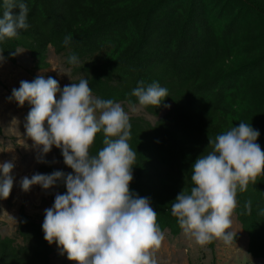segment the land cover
<instances>
[{"label":"trees","instance_id":"obj_1","mask_svg":"<svg viewBox=\"0 0 264 264\" xmlns=\"http://www.w3.org/2000/svg\"><path fill=\"white\" fill-rule=\"evenodd\" d=\"M24 2L29 28L0 41L8 62L16 65L12 52L23 49L35 71L47 70L53 48L80 76L75 83L87 79L95 97L131 107L139 105L131 92L140 81L167 88L169 96L159 107H142L155 117L168 105L170 112L154 124L130 117L129 140L136 152L130 189L150 199L163 233L178 237L183 230L171 204L193 187L192 165L211 150L209 137L245 122L259 131L257 143L264 151V0ZM3 11L0 0V15ZM68 35L72 41L65 47ZM73 54L76 65L68 63ZM103 139L97 134L90 154L98 153ZM46 161L40 174H74L67 165L59 169ZM56 188L59 194L67 191L63 182ZM237 201L234 213L249 238L248 253L264 260V175L238 192ZM42 224L22 207L15 236L0 234V264H52L56 251L44 239ZM209 246L214 248L215 239Z\"/></svg>","mask_w":264,"mask_h":264},{"label":"clouds","instance_id":"obj_2","mask_svg":"<svg viewBox=\"0 0 264 264\" xmlns=\"http://www.w3.org/2000/svg\"><path fill=\"white\" fill-rule=\"evenodd\" d=\"M3 9L0 41L15 38L20 30L29 28L24 0H3ZM71 41V35L65 36L64 46ZM18 54L19 49L12 52L13 56ZM4 60L0 52V63ZM68 63L76 65L79 58L70 55ZM131 95L140 106L153 107H159L169 96L167 88L158 82L145 86L143 81ZM10 99L21 107L32 105L25 128L40 151L37 162L46 163L44 157L55 146L74 173H36L20 181L24 192L36 185L44 190L58 182L66 185V193L56 194L52 207L45 210L44 239L57 243L74 264H157L154 250L160 249L164 233L150 199L130 189L136 152L129 144L130 117L122 105L93 96L87 79L61 90L56 79L43 75L31 82L21 81ZM132 111H136L135 105ZM101 132L104 146L92 155L90 149ZM259 136L251 124L240 122L214 139L209 137L211 150L192 165L193 187L178 194L171 213L198 245L214 239L232 242L234 233L229 229L238 205L237 194L264 175ZM14 167L13 161L0 163V199H8L12 192ZM245 207L250 212L251 202Z\"/></svg>","mask_w":264,"mask_h":264},{"label":"rangeland","instance_id":"obj_3","mask_svg":"<svg viewBox=\"0 0 264 264\" xmlns=\"http://www.w3.org/2000/svg\"><path fill=\"white\" fill-rule=\"evenodd\" d=\"M18 62L16 65L4 60L0 63V163L13 161L15 167L11 175L14 178L12 192L8 199H0V234L3 237L15 236L19 224V216L22 207L35 220L44 221L45 210L52 207L55 196L58 194L56 186L49 190H44L36 185L29 192H24L20 187L23 177H31L39 173L43 163L37 162L40 154L26 133V117L32 105L25 103L19 106L10 99L12 90L19 88L21 81H33L38 75H43L46 79L52 77L59 83L61 90L65 85L76 82L80 76L73 74V69L65 64V57L55 53L50 49V68L42 71L34 70V62L30 54L19 49ZM94 96V95H93ZM59 99V94H57ZM129 117H144L153 124L160 118L166 116L171 105L165 107L159 117L149 114L142 106H136V111L132 107L120 103ZM170 106V107H169ZM60 149L53 146L52 151L44 159L50 160L53 164L63 169L66 167L64 160L59 154ZM232 226L229 229L234 233L231 243H225L222 239H215L214 248L209 244L198 245L194 239L186 235L182 230L178 237H174L169 231L164 233V241L158 250H154L157 264H264V260H257L248 253L249 238L243 232L241 224L237 221L235 213L232 217ZM20 244L21 240L18 241ZM56 254L52 258V264H74L68 260L67 254L57 243L52 244Z\"/></svg>","mask_w":264,"mask_h":264}]
</instances>
